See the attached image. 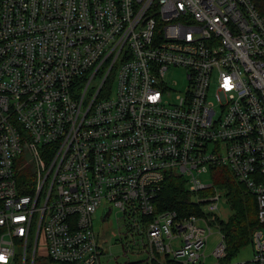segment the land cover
<instances>
[{
  "label": "built area",
  "instance_id": "1",
  "mask_svg": "<svg viewBox=\"0 0 264 264\" xmlns=\"http://www.w3.org/2000/svg\"><path fill=\"white\" fill-rule=\"evenodd\" d=\"M172 68L185 76L174 99ZM27 155L36 181L22 192ZM218 167L255 196L257 220L251 258L222 261L220 229L213 264H264V14L253 0H0V264H101L110 239L134 248L124 264H207ZM171 174L194 211L161 208ZM99 209L103 221L120 214L118 230L96 236Z\"/></svg>",
  "mask_w": 264,
  "mask_h": 264
},
{
  "label": "trees",
  "instance_id": "2",
  "mask_svg": "<svg viewBox=\"0 0 264 264\" xmlns=\"http://www.w3.org/2000/svg\"><path fill=\"white\" fill-rule=\"evenodd\" d=\"M257 9L264 14V0H253ZM214 183L224 190L225 199L232 208V214L226 222L219 221L225 243L226 256L223 260H232L237 252L251 242V232L256 225V198L246 191L244 186L236 181L226 168L213 170ZM16 180L22 192H30L34 185L36 174L26 161L20 159L16 165ZM192 194L187 189L184 180L174 174L167 175L159 193L158 201L161 208H173L179 213L192 212L194 204Z\"/></svg>",
  "mask_w": 264,
  "mask_h": 264
},
{
  "label": "rangeland",
  "instance_id": "3",
  "mask_svg": "<svg viewBox=\"0 0 264 264\" xmlns=\"http://www.w3.org/2000/svg\"><path fill=\"white\" fill-rule=\"evenodd\" d=\"M165 78L167 81L171 82V86L174 89V93L172 94L171 98L174 99L178 94L177 92L182 91L185 85L184 72L181 68H172L166 72ZM100 80V75H96L93 79V82H91V84L87 86L83 98L84 108L89 104L92 98V94L100 83ZM85 85L86 82H83L82 87L80 88V93H82ZM213 90L214 85L212 84L211 92H213ZM29 158V155H27L26 158H22V160L24 159L26 163L30 164L33 169V163ZM101 212L102 209H99L97 211L98 218L94 217L93 221V226L97 237H99V235H101L103 231L111 232L112 230H118L120 227V223L117 220V217H119L120 214L115 209L113 210V214L105 221L100 218ZM215 212L219 216L221 222H226L231 216L232 208L230 207L228 201L225 199L224 195H222L217 201V208ZM220 241H222L220 226H213L207 235L206 246L204 248L207 264H213L216 262V258L213 257L212 251L216 248ZM132 251H134V248H132L131 244L115 243L114 239H110V241L103 244L104 256L101 257V264H124L129 260L135 259V255ZM251 256L252 247L250 244H246L237 252L232 261L239 262L242 260H247L250 259Z\"/></svg>",
  "mask_w": 264,
  "mask_h": 264
}]
</instances>
